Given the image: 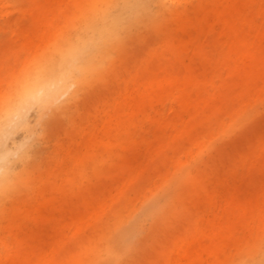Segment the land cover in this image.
<instances>
[{"label": "bare ground", "instance_id": "obj_1", "mask_svg": "<svg viewBox=\"0 0 264 264\" xmlns=\"http://www.w3.org/2000/svg\"><path fill=\"white\" fill-rule=\"evenodd\" d=\"M30 2L31 7H15L11 11L12 16L6 24L18 43L13 47L12 38L7 47L0 43V59L31 57L33 64L25 67V74L35 72L43 62L61 54L87 59L105 56L108 77L97 86L103 94L93 101V112L85 114L83 122L70 123L68 136L77 135L78 140L67 154L59 150L48 177L34 188L32 200L26 201V208L16 210L11 216L14 246L7 264H104L117 258L110 238L118 231L127 234L134 217H127L121 210L110 228L95 232L102 237L100 244L76 242L77 247H73L75 243L69 236L71 227L75 225L81 233L86 219L94 214L96 221L97 216L93 209L88 213L84 211L91 199L74 190L69 171L78 168L85 177L94 155L97 179L92 188L97 190V197L105 199L109 194L100 192L104 175L100 165L101 151L121 154L126 149L119 168L126 174L122 184L129 185L136 171L146 168L138 163L142 151L163 152L165 141L178 137H186L194 145L204 142L210 136L211 126H217L219 134L250 113L254 116L251 134L236 138L238 144L229 158L233 160L253 153L251 150H256L253 139H260L262 134L253 133V125L259 123L258 105L264 103V9L260 6L261 0ZM124 3L140 5L136 13L149 19L162 38L160 36L153 43L146 40L136 53L129 50L130 39L135 36H130L122 49L102 48L100 28L81 19L85 9L79 6ZM172 4L184 7H166ZM8 7L5 0H0L1 11ZM19 11L30 14L31 26L21 23ZM100 23L103 25V20ZM165 24L171 27L162 32ZM4 26L0 23L1 28ZM113 26L110 18L107 27ZM58 42L60 47H57ZM84 49L88 50L82 55ZM1 64L0 72L16 73L15 64ZM17 81L0 99V212L6 204L3 196L21 180L31 157L40 151V146L35 145V130L44 115L41 112L36 123L30 121L32 107L25 110L26 101L17 96ZM4 84L0 80V95ZM97 87L88 93L93 95ZM76 105L69 106L55 119L48 138L56 126L69 119L67 114ZM17 126L30 132V142L10 138L12 129ZM259 126L261 129L262 124ZM177 154L181 155L179 160L174 155L165 156L168 165L174 167V171L169 167L162 173L167 178H174L185 168L178 163L190 165L194 159L191 150ZM226 167L221 154L213 153L209 160H200L198 165L183 172L184 179L175 199L176 202L192 201L194 210L191 206L184 212L181 210L179 225L173 233L163 234L158 241L156 232L143 235L139 249L133 248V258L137 259L154 237L152 250L159 254L149 258L150 264L199 263L203 251L214 262L219 252L228 253L230 244L239 243L238 235L243 229L254 232L257 219L263 220L264 227V180L252 182L255 186L252 195L239 190L230 195V200L224 197L223 213L212 215L211 204L217 198L222 199L219 187L227 181ZM153 170L156 175L162 171L159 167ZM114 186L115 182L111 181L110 187ZM174 209L177 212L179 206L174 205L169 212L175 214ZM261 253L258 257V253L251 250L249 258L242 256L231 262L224 256L221 264H260L264 255Z\"/></svg>", "mask_w": 264, "mask_h": 264}, {"label": "rangeland", "instance_id": "obj_2", "mask_svg": "<svg viewBox=\"0 0 264 264\" xmlns=\"http://www.w3.org/2000/svg\"><path fill=\"white\" fill-rule=\"evenodd\" d=\"M7 5H9L7 10L1 11L0 9V23L2 25L6 24V21L10 19L12 16V10L15 7L13 5H26L30 6V0H5ZM18 17L20 21L25 26H31L32 19L29 13H24L23 11L18 12ZM171 24H165L162 28V32L169 30ZM4 28L0 27V35L3 34ZM161 32L154 31L152 32L147 39H139L134 38L130 39L129 42V50L133 52H139L146 42H156ZM10 38H12V46H16L18 40L16 37L10 34ZM88 49H84L81 53L85 55ZM1 65L7 66L12 63L17 67L16 73L10 72H0V80L5 82L3 86V91L0 95V99L5 94L7 90H11L13 88V84L20 77L23 76L25 67L27 65H32L33 60L26 56H23L20 59L10 58V59H0ZM103 94L101 87H97L95 93L90 95L88 92L85 94L84 98L77 104L72 110L67 114L69 119L63 120L61 124L56 126L53 130L51 138L49 137L47 142L39 145L40 151L38 155L32 156L30 163L27 164L26 170H24L22 174V178L20 181L16 183V185L12 186L9 192H7L3 197L6 199V204L2 206L1 209L4 211L0 212V264H7V258L14 246L13 239V231L10 228V218L14 214L16 210H22L26 208V201L32 200V196L34 193V188L45 178L48 177L49 172L52 170V166H54V159L59 156V150L62 151L63 154H67L69 152L70 147L74 144L78 138L77 135L73 138L68 136V132L71 130V125L73 122H83V117L87 113L93 112L92 103L94 100H97ZM96 96V97H95ZM95 97V98H94ZM263 104L258 105L259 118L256 125H253V133L264 132V116L261 115V106ZM41 109L39 105L36 107H32V110L29 113V119L32 123H36L41 115ZM228 119V118H227ZM72 122V124H70ZM262 122V123H260ZM254 124V123H253ZM260 124V126L258 125ZM262 128L258 129L257 126ZM154 128L151 127V131ZM219 129L217 126L210 127V136L204 140V142L191 144L190 141L186 137H178L177 139L166 140L163 147L165 151L163 152H152L148 153L146 151H142L139 158L138 163L144 165L146 168L140 169L136 171L134 174V179L131 181L129 185H123V178H126V174H124L119 168L124 156L126 155V149L122 151L121 154L119 152L105 153L101 151V161L100 165L103 170V178L101 181L103 182V186L100 189L101 194H109L107 201L103 199L104 197H97V190L92 188L96 181V160H94L95 156L91 157V160L88 163V172L84 177L81 173H79L78 168L71 169L69 171L70 178L72 176L74 190L76 192L81 191V196L89 197L91 199L90 203L87 205L89 207H84V211L88 213L90 209L92 211H96L97 219L96 221L94 214L89 216V218L85 221V228L81 233L77 231L75 225L71 227L69 231V236L71 237V241L75 243L73 247H77L76 242H81L82 244H87L89 242H97L100 244L102 241V237L95 234L96 231H103L111 226L112 221L115 220L117 212L123 211L127 217H134L133 226L136 223L141 222L147 217L146 212L150 210L154 204V197L157 190L166 182V181H174V178L171 176L167 178L162 173L165 172L169 167L174 171V167L168 165L165 160L166 154L177 156V160L180 159L179 151L188 152L193 151V160L198 161L196 165L199 164L200 160H209L213 153H205L204 150L208 144V142L213 141L219 134ZM16 137L18 141L22 142H30V132L22 126H17L12 129L10 134V138ZM256 143V150H251L253 153L245 154L242 158H237L230 160L229 157L232 156V152L236 149V145L238 144V140H234L235 142L229 145V156L226 160L227 171L225 173L227 177V181L224 184L220 183L219 189L222 191V199L217 198L210 206L212 215H221L223 213V199L224 197H229L230 200L232 194L237 191H242L244 194L252 195L255 186L252 184L255 180H264V143L261 142L260 139H253ZM11 139L9 140L10 145ZM37 145V144H35ZM192 160V161H193ZM117 163V164H114ZM114 164V165H113ZM179 165L187 168L189 165L187 163H178ZM161 168L162 171L159 172V175H156L153 169ZM158 174V173H157ZM111 181L115 182L114 187H110ZM91 187L90 189H88ZM174 195L171 199V202L168 205L166 210V222L163 224L159 223V218H157L154 222L149 221L147 225V229L144 235L151 234L152 232H156L157 241L162 237L163 234L173 233L175 228L180 223V211L184 212L190 206L193 207L192 201H178L175 199L178 195V191H175V183H173ZM96 196V198H95ZM158 199V197H157ZM174 205H178L179 209L175 214L169 212ZM95 209V210H94ZM194 210V207L193 209ZM91 211V212H92ZM94 213V212H93ZM33 227H36L35 223H31ZM130 228V229H131ZM239 243L237 245L230 244L228 253L219 252L218 258L213 262L211 257L207 258V253L205 251L202 252L201 259L199 263H186V264H221L224 261V256L231 262L234 259H239V257L249 258L248 253L251 250H254L258 253V257L261 256V238L264 237V227L263 220L257 219L255 221V230L254 232L248 231V229H243L239 233ZM154 241V237L150 239L147 245L140 251L139 256L136 260L147 261L150 264V257H156L158 254L152 250L151 243ZM154 243V242H153ZM161 252V251H160ZM264 258V255L262 256ZM262 258V259H263ZM216 262V263H215Z\"/></svg>", "mask_w": 264, "mask_h": 264}, {"label": "snow or ice", "instance_id": "obj_3", "mask_svg": "<svg viewBox=\"0 0 264 264\" xmlns=\"http://www.w3.org/2000/svg\"><path fill=\"white\" fill-rule=\"evenodd\" d=\"M261 8L264 9V0H261ZM12 7H31L25 5H13ZM85 9L81 19L94 27L100 28L101 47L106 49L124 48L130 36L139 39H147L148 36L158 31L152 22L136 13V9L141 7L134 3L124 4H87L79 6ZM170 8H183L184 5H167ZM114 21V26L107 27L109 19ZM103 20V25H101ZM12 29L5 24L3 34L0 35V43L5 47L9 44ZM57 47H60L58 42ZM108 77V63L105 56L95 59H87L80 56L66 57L61 54L43 62L35 72H26L17 81V96L26 101L25 110L39 105L43 112L44 119L38 124L35 130L36 144L41 145L46 142L55 119L66 112L67 108L79 102L85 94L106 81ZM11 103V101H9ZM261 115L264 116V105L261 106ZM254 116L250 113L236 124L223 130L213 140L208 142L205 153H220L222 158L229 156V145L236 138H243L251 134V124ZM264 143V132L260 136ZM198 161L193 160L187 168L174 177V181H166L156 192L154 206L149 210V214L143 221L138 222L127 234L118 231L111 238L109 243L117 258L105 261L104 264H149L147 261L136 260L135 249H139V241L145 234L149 221L159 218V223L166 222V210L174 195L179 190L183 182L182 173L189 171ZM158 197V199H157ZM261 250L264 252V237L261 238ZM260 264H264L261 259Z\"/></svg>", "mask_w": 264, "mask_h": 264}]
</instances>
